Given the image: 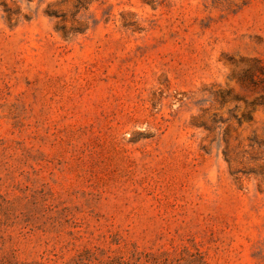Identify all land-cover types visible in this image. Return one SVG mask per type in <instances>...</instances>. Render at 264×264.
Returning a JSON list of instances; mask_svg holds the SVG:
<instances>
[{
	"label": "rangeland",
	"instance_id": "obj_1",
	"mask_svg": "<svg viewBox=\"0 0 264 264\" xmlns=\"http://www.w3.org/2000/svg\"><path fill=\"white\" fill-rule=\"evenodd\" d=\"M0 264H264V0H0Z\"/></svg>",
	"mask_w": 264,
	"mask_h": 264
}]
</instances>
